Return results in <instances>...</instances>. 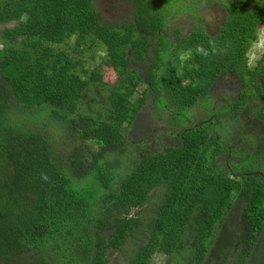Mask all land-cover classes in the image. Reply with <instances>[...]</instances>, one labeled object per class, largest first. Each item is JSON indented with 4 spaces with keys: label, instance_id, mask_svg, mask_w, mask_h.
<instances>
[{
    "label": "trees",
    "instance_id": "trees-1",
    "mask_svg": "<svg viewBox=\"0 0 264 264\" xmlns=\"http://www.w3.org/2000/svg\"><path fill=\"white\" fill-rule=\"evenodd\" d=\"M0 25V264H264V0H0Z\"/></svg>",
    "mask_w": 264,
    "mask_h": 264
},
{
    "label": "rangeland",
    "instance_id": "rangeland-1",
    "mask_svg": "<svg viewBox=\"0 0 264 264\" xmlns=\"http://www.w3.org/2000/svg\"><path fill=\"white\" fill-rule=\"evenodd\" d=\"M210 11L211 12H208V15L205 16V19L207 23L209 24V28L213 29V26L216 24L215 21L219 16V12L215 11V9L213 8ZM111 16H114V14H111ZM178 22L179 24H182L184 26V29H187V27H191L194 20L191 19V21H186V17L182 16V18H180ZM3 27L4 25H0V29H2ZM263 48H264V27L261 28L260 30L258 41L253 45L252 51L250 53V62H255V59L260 56ZM104 53L105 52L103 51H99V54L103 55ZM99 61H100V57L97 54L95 58V62L98 63ZM102 68L104 70L105 79L109 80L110 82L113 81L116 77L115 72L112 69L107 68L105 66H103ZM220 87H221L220 91L216 92L218 96L220 95V92H222L223 94H228V93L235 91L234 83H230V82L224 83V84H221L219 88ZM164 261H165L164 256H158L156 257V259L153 261L152 264H163Z\"/></svg>",
    "mask_w": 264,
    "mask_h": 264
}]
</instances>
